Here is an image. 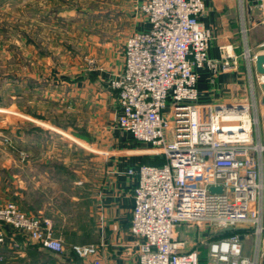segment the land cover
Returning a JSON list of instances; mask_svg holds the SVG:
<instances>
[{"label":"crops","instance_id":"0c3cea01","mask_svg":"<svg viewBox=\"0 0 264 264\" xmlns=\"http://www.w3.org/2000/svg\"><path fill=\"white\" fill-rule=\"evenodd\" d=\"M139 2L125 0L121 6L122 13L129 11L136 20L132 31L125 29L123 38L108 40L89 35L82 40L88 47L85 61L66 73L35 66V5L48 15L37 25H49L53 18L58 27L65 16L59 7H54L56 17L50 11L60 0H0V137L7 134L23 142L0 146V207L15 201L26 212L49 220L65 244V252L55 254L7 226L0 264H91L93 257H78L74 245H95L102 264L137 263L142 242L131 233V220L138 177L129 171L136 173L156 157L144 153L150 146L120 129L118 91L112 82L125 66L119 41L125 47L133 33L149 28L148 19L134 13ZM201 21L210 33L209 57L219 61L222 47L232 46L239 66L230 72L222 71L220 63L216 71L200 69L199 104L219 107L255 100L263 110L261 74L244 53L248 49L253 56L264 54V6L255 0H210ZM66 114L87 122L89 137L96 139L86 150L78 149L83 156L73 160L74 169L69 162L62 167L54 161L59 147L43 144L44 137L54 139L52 132L66 129ZM21 153L27 154L26 160ZM63 168L70 170V178L58 175Z\"/></svg>","mask_w":264,"mask_h":264},{"label":"built area","instance_id":"2783aa9c","mask_svg":"<svg viewBox=\"0 0 264 264\" xmlns=\"http://www.w3.org/2000/svg\"><path fill=\"white\" fill-rule=\"evenodd\" d=\"M136 11L149 22L124 47L125 66L112 82L118 91V125L147 155L163 165L145 164L134 173L131 233L141 240L136 264H260L264 259V108L255 100L219 107L199 104L198 71L238 69L232 46L219 61L208 55L210 33L202 24L210 0H139ZM264 6V0H259ZM244 57L256 61L250 50ZM264 84V75L258 77ZM262 115V116H261ZM23 160L26 153H21ZM221 191H212L211 189ZM12 227L55 254L65 252L49 220L23 211L17 202L0 207V245ZM201 229L194 243L185 236ZM232 229V230H230ZM243 231L242 233L227 231ZM191 237V235H190ZM254 253L244 254L245 238ZM80 258L102 264L95 245H74Z\"/></svg>","mask_w":264,"mask_h":264},{"label":"rangeland","instance_id":"374dc122","mask_svg":"<svg viewBox=\"0 0 264 264\" xmlns=\"http://www.w3.org/2000/svg\"><path fill=\"white\" fill-rule=\"evenodd\" d=\"M123 1L125 2V0H60V5L53 6V9L51 8L53 11H50L51 17H56L54 7H59L61 13L65 16L62 18L65 22L61 24L60 21L58 27H56L57 24H54L53 18H51L49 25H37L41 17H46L47 11L43 10L40 5H35L34 44L35 59L37 60L35 61V66H39L41 69L45 65H48L49 67L60 68L68 73L75 65H78L79 61H85L88 47H86L82 40L88 39L89 35H92V37L99 36L103 40H108L109 38H113V36L114 38L115 36L120 38L121 33L125 29L132 31L136 20L129 11L121 12ZM136 12L135 10L134 13L136 14ZM136 16L140 15L136 14ZM119 42L124 48L125 42H121V40ZM46 60L49 61V64H42V61ZM53 116H55L54 113ZM65 119L66 129H62L63 131L61 130L58 133L52 132L54 139L44 137L43 144L49 147H59L61 151L58 152L57 159L54 161L62 163V167H64L65 162H69L71 164L69 169H74L73 167L76 165L73 163V160H77L81 155L83 156L81 154L83 151L78 149L86 150L90 143L96 142V139H93V136L92 138L89 137V124L87 122L84 121L83 123L82 120L79 123L78 118L75 117L73 119L70 114H66ZM69 127H73L74 132L70 131ZM21 143L23 142L17 143V141H14L7 134L0 137V146L7 147L12 145L16 147L22 145ZM79 151H81V155ZM158 157L161 159L160 156ZM69 171L63 168V171H58V175L62 178H70L71 174ZM19 207L25 211L20 205ZM179 231L182 240L186 236L194 243L200 242V236L204 238L208 237V233L202 232L199 228L188 233L186 227H180ZM69 235L73 236L72 234ZM243 243L244 254L252 256L254 253L252 238H245ZM201 250L202 260L205 263L207 249L201 247Z\"/></svg>","mask_w":264,"mask_h":264},{"label":"water","instance_id":"95a60500","mask_svg":"<svg viewBox=\"0 0 264 264\" xmlns=\"http://www.w3.org/2000/svg\"><path fill=\"white\" fill-rule=\"evenodd\" d=\"M255 1H256V4H258V1L259 0H255ZM255 65H256L257 72L259 74H261V75H264V54L261 53V54H258L256 56ZM262 88L264 90V84L262 85ZM262 104L264 105V99L262 101ZM263 121H264V118H263ZM211 190L212 191H219L220 192L221 191V188H219V189L212 188ZM230 230H232V229H230Z\"/></svg>","mask_w":264,"mask_h":264},{"label":"trees","instance_id":"16d2710c","mask_svg":"<svg viewBox=\"0 0 264 264\" xmlns=\"http://www.w3.org/2000/svg\"><path fill=\"white\" fill-rule=\"evenodd\" d=\"M162 159V160H161ZM161 159L159 157H156V161L153 162V165H163L165 163V159L161 157ZM228 233H232V232H238V233H242L243 231L238 230V231H227ZM203 261V260H202ZM203 264H206V258H205V263L203 262Z\"/></svg>","mask_w":264,"mask_h":264}]
</instances>
